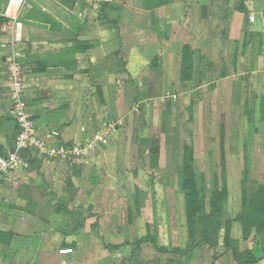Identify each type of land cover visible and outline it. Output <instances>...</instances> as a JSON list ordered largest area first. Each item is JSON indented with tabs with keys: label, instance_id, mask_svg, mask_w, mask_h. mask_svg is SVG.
Listing matches in <instances>:
<instances>
[{
	"label": "crops",
	"instance_id": "0c3cea01",
	"mask_svg": "<svg viewBox=\"0 0 264 264\" xmlns=\"http://www.w3.org/2000/svg\"><path fill=\"white\" fill-rule=\"evenodd\" d=\"M7 4L0 0V156L17 131L5 100L12 50L34 125L51 144L95 143L85 120L111 113V88L126 79L127 61L142 62L144 36L153 40L158 70L165 60L179 71L185 49L191 71L207 70L210 56L220 74L243 73L249 86L264 88V0H26L15 44ZM91 169L87 157H29L0 181V264H128L120 243L93 230Z\"/></svg>",
	"mask_w": 264,
	"mask_h": 264
},
{
	"label": "rangeland",
	"instance_id": "374dc122",
	"mask_svg": "<svg viewBox=\"0 0 264 264\" xmlns=\"http://www.w3.org/2000/svg\"><path fill=\"white\" fill-rule=\"evenodd\" d=\"M143 46L142 62L127 61L126 79L111 88V113L85 120L103 134L83 156L94 177L93 230L120 243L128 264H243L231 250L262 255L264 228L237 218L264 223V88L243 73L220 74L210 56L207 70L191 71L185 49L179 71L165 60L158 70L153 40L144 36ZM127 49L131 59L135 49ZM188 180L204 188L196 207L183 193ZM212 190L224 193L220 217L211 214Z\"/></svg>",
	"mask_w": 264,
	"mask_h": 264
},
{
	"label": "built area",
	"instance_id": "2783aa9c",
	"mask_svg": "<svg viewBox=\"0 0 264 264\" xmlns=\"http://www.w3.org/2000/svg\"><path fill=\"white\" fill-rule=\"evenodd\" d=\"M11 4L16 5L14 12H9ZM26 4V0H8L5 15L11 18L10 35L12 44L22 41V23L17 15L20 8ZM20 56L14 50L6 55L4 60L5 75L7 78V90L5 100L9 102V113L16 125L17 131L13 141V148L9 149L5 155L0 156V181L9 176L16 168L21 166L24 159L22 155L28 154L30 157H50L74 162L80 157L85 156L95 145L87 143L85 145L66 142H55L53 144L37 131L26 99L23 96L24 74L21 66ZM103 136V134H101ZM96 141L101 140L97 134ZM71 249L61 250V253Z\"/></svg>",
	"mask_w": 264,
	"mask_h": 264
},
{
	"label": "trees",
	"instance_id": "16d2710c",
	"mask_svg": "<svg viewBox=\"0 0 264 264\" xmlns=\"http://www.w3.org/2000/svg\"><path fill=\"white\" fill-rule=\"evenodd\" d=\"M13 148V145L12 147ZM10 148V149H11ZM23 159H29L30 155H28L27 153L22 155ZM182 165L183 167H185L187 170L191 169L193 166V162H192V148L191 147H184L183 149V161H182ZM184 184V189H183V193L184 196L186 198V200L189 202V204L191 206H198V204L200 203V197H198V193L204 189V188H200L198 189L196 186L195 181H186L183 183ZM224 197V193L221 191H217V190H212L211 191V198H210V209L211 210V214L214 217H220L221 216V202L223 201ZM239 220H241V222L243 224H245L247 227H251V226H256V228L258 230L264 228V223L257 221L251 217H241V218H237ZM232 256L233 258L238 262V263H243V264H254L256 262H258L260 259H262L264 257V253L260 256H249V257H243L240 258L239 256L236 255V253L231 250ZM217 254H214V257H216ZM213 257V258H214Z\"/></svg>",
	"mask_w": 264,
	"mask_h": 264
},
{
	"label": "bare ground",
	"instance_id": "6f19581e",
	"mask_svg": "<svg viewBox=\"0 0 264 264\" xmlns=\"http://www.w3.org/2000/svg\"><path fill=\"white\" fill-rule=\"evenodd\" d=\"M15 9H16V5L11 4L10 7H9V12L12 13V12L15 11Z\"/></svg>",
	"mask_w": 264,
	"mask_h": 264
}]
</instances>
